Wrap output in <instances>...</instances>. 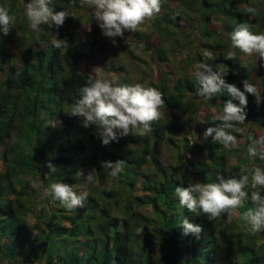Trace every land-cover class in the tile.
<instances>
[{
	"label": "trees",
	"instance_id": "obj_1",
	"mask_svg": "<svg viewBox=\"0 0 264 264\" xmlns=\"http://www.w3.org/2000/svg\"><path fill=\"white\" fill-rule=\"evenodd\" d=\"M162 1L159 13L176 19L175 32L167 28L163 16L155 18L153 26L159 35L170 36L173 50L186 43L188 58L198 56L200 63L204 62L203 56L214 70L223 66L228 72L224 77L227 83L243 90L241 82L247 79L258 88L259 102L248 95L246 120L233 126H247L243 142L237 139L239 146L229 151L214 141L215 133L200 141L189 139L190 133L194 137L188 130L191 122H179L173 117L169 121H153L152 131L144 136L129 134L102 144L95 125L85 128L78 118L68 115L70 105L79 98V88L94 79L91 73L81 72L76 66L86 56L76 46L79 34L73 29L79 0H52L56 11L70 14L58 34L59 39L67 40L68 47H53L48 39V24L34 34L19 26L23 35L18 44L24 47L19 56L22 63L16 66L17 56L9 52L13 39L9 33L0 32V159L4 163L0 169V263L6 259L8 264H264V230L253 232L239 219L240 213L255 207L251 192L259 191L264 196V187L252 189L249 185L245 189L248 199L232 223H228L225 213L210 220L199 210L197 214L188 211L180 206L175 194L177 186L218 182V176H250L254 168H264V147L256 143L264 135V61L257 78L255 63L242 59L245 55L238 49L229 51L226 47L227 40L231 45L229 34L242 22L248 23L254 33L263 32L259 23L264 17V1ZM245 5L254 7L255 15L246 13ZM0 6L7 7L13 15V5L0 0ZM214 17L222 22L221 32L210 25ZM194 23L198 26L197 38L191 32L183 42L174 37L176 31L185 25L186 31ZM133 32L139 38L138 32ZM92 36V42L99 44L96 29ZM198 41L211 53V59L195 53ZM155 50L160 51L158 58L168 60L164 47L156 46ZM229 52L235 53V59L226 58ZM196 87L194 75L184 74L171 87L164 85L161 93L168 107L182 110V99L187 94L193 95L188 104L194 108L201 102L219 111L231 99L222 92L211 99L197 100ZM203 123L206 127L220 126V121L210 114L203 117ZM163 144L178 153L175 165L161 163ZM249 147L255 149L254 156L249 155ZM185 153L195 157L189 159ZM231 155L236 156L235 164L227 170ZM116 160L124 161L123 171L112 178L101 162ZM48 162L56 166L54 173L46 166ZM241 168L248 172L241 173ZM92 169L93 179L88 182L86 175ZM33 180L42 181L43 191L33 187ZM60 181L72 185L78 194L87 192L84 207L68 210L46 194L35 220L27 223L25 216L31 200L42 197L45 188ZM143 205H151L158 221L161 253L157 255L151 254L148 239L141 243L147 236L146 223H150L138 209ZM116 210L119 214L114 213ZM184 217L202 231L198 235L184 234ZM139 225L144 228L140 235L136 232Z\"/></svg>",
	"mask_w": 264,
	"mask_h": 264
},
{
	"label": "clouds",
	"instance_id": "obj_2",
	"mask_svg": "<svg viewBox=\"0 0 264 264\" xmlns=\"http://www.w3.org/2000/svg\"><path fill=\"white\" fill-rule=\"evenodd\" d=\"M92 6L93 19L101 29L102 35L115 38L123 37L125 31H136L138 27L160 12L161 0H85ZM244 11L255 15L256 9L245 5ZM25 16L33 31H38L39 26L48 24L50 27L59 29L65 23L70 14L66 10L56 11L52 0H30L25 5ZM15 17L9 14V9L0 6V32L8 35ZM233 49H238L245 56L254 54L264 61V32L259 34L251 30V26L240 23L229 34ZM112 43L116 41L113 39ZM53 47L59 49L68 47L66 39H59L58 32L52 39ZM205 56L211 59V53L205 52ZM228 59H235V53L229 52ZM196 87V95L211 99L212 97L226 92L231 99L224 102L223 108L213 119L220 121L219 127H209L204 132V137L212 136L226 150L238 147L237 137L229 129L235 123H243L246 120L244 111L248 105V95L260 99L258 88L244 79L241 83L243 90L234 83H227L225 78L228 72L223 66H213L207 62H200L195 65L193 73ZM79 98L70 105L68 115L78 118L83 127L96 126L97 134L102 144L108 145L121 137L131 135L144 136L151 129V123L161 119V108L165 105L163 94L155 87L145 86L141 83L134 85H118L107 79H89L87 84L80 87ZM233 101H238L236 104ZM264 146V135L256 141ZM249 155L254 156L255 149L249 147ZM264 158V157H262ZM123 160L103 161L101 167L109 169V176L117 178L123 171ZM46 166L51 173L56 171V166L48 162ZM92 169L86 175L88 182L93 179ZM241 173H247L248 169L241 168ZM218 182L201 183L184 186H177L175 194L181 207L192 213L202 212L210 220L218 218L222 213L227 214V221L231 222L237 210L244 207L248 199V192L245 190L250 185L252 189L264 187V168L256 167L251 175L242 174L236 176L217 177ZM32 185L40 188L42 181L33 180ZM51 195L53 199L59 200L68 210H75L84 207L87 200V192L78 194L72 185L65 182H53L41 195ZM251 201L255 207L249 208L239 214V219L251 227L253 232L264 230V196L259 191L251 192ZM184 234L198 235L202 229L199 225L190 223L187 217L181 221ZM144 231L143 227L137 228L138 235Z\"/></svg>",
	"mask_w": 264,
	"mask_h": 264
},
{
	"label": "rangeland",
	"instance_id": "obj_3",
	"mask_svg": "<svg viewBox=\"0 0 264 264\" xmlns=\"http://www.w3.org/2000/svg\"><path fill=\"white\" fill-rule=\"evenodd\" d=\"M4 2L11 4L14 7L13 16L15 17V23L12 25V28L9 31V34L13 39L12 44L9 46V52L17 56L14 63L16 66H20L22 60L19 58V56L22 55V48L24 46L20 47L18 44L21 40V35H23L22 31L19 29V26L26 30L29 34H34L43 29V24L39 26L38 31H33L31 29L29 21L25 16V5L26 3L30 2V0H4ZM162 2H164V0ZM79 4L80 8L76 10L73 17V22L75 23L73 29H75L79 34L76 46L86 52V56H84L82 60L76 62V66L79 71L91 73L94 79H107L118 85H134L136 83H141L145 86L155 87L160 92H162L164 85L171 87L178 77L184 74L193 75L195 71V65L199 63L196 59L198 56L192 55L194 57L193 59L188 58L189 56L187 55L186 50H188L189 47L186 43L179 44L178 49L173 50L169 45L170 36L166 37L164 35H159L153 26V21L157 19L159 20V17L163 16L165 17L163 22L166 24L167 28H169L170 31L175 32V25L177 23L174 17H170L168 15L166 16L165 12H163L161 14L157 13L151 19H146L145 22L141 24L136 30V32H138L139 38L137 36L135 37L133 31H125L123 37L109 38L102 35L101 29L98 27L97 22L93 19L91 12L92 6L86 3L85 0H79ZM201 22H204V19L201 18ZM259 24L264 32V17L261 19ZM210 25L218 32L222 31V22L218 18L214 17ZM185 28L186 25L180 29V31H176L177 34H174V37L180 42L184 41V38L188 32H191L193 35L192 37H198L199 31L197 29L198 26L196 23H194L191 28L187 27L186 31H184ZM95 29L97 30V38L100 40L99 44L92 42V33ZM57 32L58 34L60 33V28L56 29L54 26H49L47 31V34L49 35L48 39L52 41L54 35H56ZM223 36L227 37V34L224 32ZM113 39L116 41L115 44L112 43ZM25 41L27 42V38ZM226 45L228 50L232 51V46L228 40L226 41ZM156 46L164 47L166 49V55L169 57L168 60H162L158 58V53H160V51L155 50ZM194 50L195 53L199 52L203 55H205V52H209L201 46L200 41L197 42V46L194 47ZM202 59L205 62V58H203V56ZM242 59L255 63L256 67L254 70V75L258 78L261 75L263 69V62L260 61L259 57L254 54L253 56H245ZM188 61L190 63H188ZM166 95L169 97L167 91ZM192 96V94H187L182 99L183 105H186H182L185 110L175 107H168L167 104H165L161 108L162 117L160 120L169 121L174 117L179 122H191L188 130L192 132L194 137L191 135V133L188 134L187 137L189 139L194 138L200 141L205 138L204 132L207 128H209L203 123V117L209 114L214 117L219 113V110L215 107H208L201 102L196 108H194L192 105L188 104ZM196 97L197 100H201L202 98L199 96ZM174 113H176V115H174ZM57 122L58 120H56L54 123ZM246 128V125H242L233 129H229V131L237 137L240 143H242ZM236 131L239 134H237ZM185 155H187V158L189 159L195 157V154L185 153ZM178 157V153L173 151L172 146L167 144H163L161 146L160 161L163 165L170 163L175 165L177 159L179 161ZM235 157V155L228 157L227 170H229V166L235 164ZM182 158H180V160ZM262 160L264 161V158ZM3 168L4 163L0 159V169ZM39 191H43V189L40 187ZM138 193H141V190H138ZM39 198L31 200V208L25 216L27 223H33L35 220V214L39 211L40 207H43V204L40 202L43 196ZM44 206L48 207L47 205ZM138 209L150 220V223H146L148 226L146 231L147 236L143 239V242L141 241V243H144V240L148 239L150 241L151 254H160V242L157 240L159 235V226L158 221L154 219V213L152 212L153 208L151 205H143L138 207ZM114 213L119 214L117 210L114 211ZM237 215L238 210L233 220L228 223L234 222ZM140 227L141 226L139 225L137 228ZM136 250L139 251L138 248ZM23 263L25 264V262ZM0 264H8V262L6 259H4ZM28 264H39V262L35 261L34 263Z\"/></svg>",
	"mask_w": 264,
	"mask_h": 264
}]
</instances>
